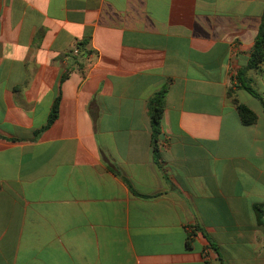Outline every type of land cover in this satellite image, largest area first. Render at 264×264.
Listing matches in <instances>:
<instances>
[{
    "label": "crops",
    "instance_id": "obj_1",
    "mask_svg": "<svg viewBox=\"0 0 264 264\" xmlns=\"http://www.w3.org/2000/svg\"><path fill=\"white\" fill-rule=\"evenodd\" d=\"M261 25L264 0H0V264H264Z\"/></svg>",
    "mask_w": 264,
    "mask_h": 264
},
{
    "label": "trees",
    "instance_id": "obj_2",
    "mask_svg": "<svg viewBox=\"0 0 264 264\" xmlns=\"http://www.w3.org/2000/svg\"><path fill=\"white\" fill-rule=\"evenodd\" d=\"M264 59V26L261 25L258 36L256 38L253 51L249 60V64L247 68H255L259 63ZM243 73L240 72L237 74V82L240 84L241 88L245 90L250 95L258 98L260 97L256 94V92L251 88L250 84L246 82L245 79L242 78ZM232 104L236 107L238 115L241 119V122L244 125H250L255 121V115L244 105H241L237 102L235 98H233L230 94ZM163 114V94H157L155 98L150 102V117H151V128H152V139L153 143L156 142L157 138L160 134V122ZM56 117V105L53 106L51 115L48 120V124H51L52 121ZM255 213L257 214L258 223H260V216L262 215V211L259 207H254Z\"/></svg>",
    "mask_w": 264,
    "mask_h": 264
},
{
    "label": "built area",
    "instance_id": "obj_3",
    "mask_svg": "<svg viewBox=\"0 0 264 264\" xmlns=\"http://www.w3.org/2000/svg\"><path fill=\"white\" fill-rule=\"evenodd\" d=\"M77 52H78V51H77V50H75V51H74V54H77Z\"/></svg>",
    "mask_w": 264,
    "mask_h": 264
}]
</instances>
